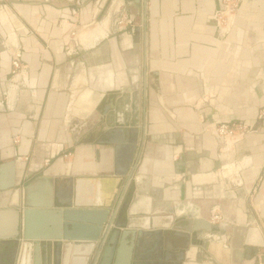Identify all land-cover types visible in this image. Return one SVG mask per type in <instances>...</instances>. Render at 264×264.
Instances as JSON below:
<instances>
[{"label":"crops","instance_id":"0c3cea01","mask_svg":"<svg viewBox=\"0 0 264 264\" xmlns=\"http://www.w3.org/2000/svg\"><path fill=\"white\" fill-rule=\"evenodd\" d=\"M130 1L0 0L1 206L53 205L73 184L84 204L123 198L141 215L222 224L192 242L198 264H230L232 228H255L241 264H264V0ZM226 2L238 6L229 26L216 19ZM13 49L23 67L10 85ZM236 122L253 130L215 135ZM138 131L144 170L126 187L114 144Z\"/></svg>","mask_w":264,"mask_h":264},{"label":"water","instance_id":"95a60500","mask_svg":"<svg viewBox=\"0 0 264 264\" xmlns=\"http://www.w3.org/2000/svg\"><path fill=\"white\" fill-rule=\"evenodd\" d=\"M135 35L138 42L139 28ZM134 79L139 83V70ZM132 134L124 133L114 144L121 164L115 175L126 178V187L135 175L143 173V166L139 168V131ZM6 190L0 186V195ZM64 194L56 197L53 205L42 207L25 202L22 208L11 211L0 204V226L4 229L0 230V264H89L95 252V264L100 257L98 264H198L200 249L192 242L199 239V233L223 232L222 224L189 217L186 212H175L176 216L167 219L151 216L149 211L141 215L131 201L123 203V198L107 207L102 200L84 204L73 184ZM251 230L241 225L232 228L230 264H241L246 245L247 256L256 253L247 242ZM224 245L227 247V240ZM193 250L194 257L189 259Z\"/></svg>","mask_w":264,"mask_h":264},{"label":"built area","instance_id":"2783aa9c","mask_svg":"<svg viewBox=\"0 0 264 264\" xmlns=\"http://www.w3.org/2000/svg\"><path fill=\"white\" fill-rule=\"evenodd\" d=\"M237 4L233 2H226L225 10L216 14L217 21L224 25L229 26L233 19V15L237 12ZM76 14V12H74ZM116 25L119 28H135V18L132 16H122L116 20ZM11 66L13 74L17 75V72L21 71L23 67V53L19 49H13L11 51ZM251 127L247 122H236V123H223L219 124L215 128V135L229 143L238 141L240 138H244L246 134L251 133ZM221 217L218 215L214 216L215 222H221Z\"/></svg>","mask_w":264,"mask_h":264},{"label":"bare ground","instance_id":"6f19581e","mask_svg":"<svg viewBox=\"0 0 264 264\" xmlns=\"http://www.w3.org/2000/svg\"><path fill=\"white\" fill-rule=\"evenodd\" d=\"M144 163H146V162H144ZM143 170H144V167H143ZM185 211V210H184ZM184 211H181V210H178V213L179 214H182V213H185ZM247 242H248V244H250V245H255V244H259V243H261V235H260V232L257 230V229H253V230H251L250 232H249V235H248V237H247ZM192 255H193V257H194V250L192 251V252H190ZM69 255V254H68ZM67 255V256H68ZM192 257V258H193ZM191 258V259H192Z\"/></svg>","mask_w":264,"mask_h":264},{"label":"rangeland","instance_id":"374dc122","mask_svg":"<svg viewBox=\"0 0 264 264\" xmlns=\"http://www.w3.org/2000/svg\"><path fill=\"white\" fill-rule=\"evenodd\" d=\"M80 31H81V33L82 32H85V31H87V29H80ZM5 42H8V38L5 40ZM10 43V42H9ZM12 43H10V45H11ZM15 79V75L13 74V72L11 73V76H10V79H9V84L10 85H15V84H13L10 80H14ZM13 90H14V88H13ZM262 115H261V117H262V120H264V109H263V111H262V113H261ZM251 127V126H250ZM252 129V128H251ZM253 130V129H252ZM254 188H256V185L254 186ZM222 212H223V210H222ZM219 217H221V221H223L225 218H224V216L223 215H218ZM254 228V227H253Z\"/></svg>","mask_w":264,"mask_h":264},{"label":"flooded vegetation","instance_id":"af4514ba","mask_svg":"<svg viewBox=\"0 0 264 264\" xmlns=\"http://www.w3.org/2000/svg\"><path fill=\"white\" fill-rule=\"evenodd\" d=\"M125 202H127V200H126ZM125 202H124V203H125Z\"/></svg>","mask_w":264,"mask_h":264}]
</instances>
